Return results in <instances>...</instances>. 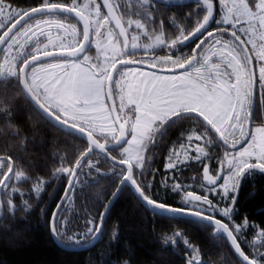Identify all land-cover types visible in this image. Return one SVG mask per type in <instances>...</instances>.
I'll return each mask as SVG.
<instances>
[{
	"label": "snow or ice",
	"instance_id": "1",
	"mask_svg": "<svg viewBox=\"0 0 264 264\" xmlns=\"http://www.w3.org/2000/svg\"><path fill=\"white\" fill-rule=\"evenodd\" d=\"M157 4L167 7L171 0H125L123 12L120 3L103 0L106 13L96 0H41L27 10L0 0V89L10 84L50 120L79 134L84 146L71 164L66 166L62 159L53 173L68 176V188L79 183L77 169L83 167L111 175L116 192L132 188L154 215L170 212L204 221L229 242L240 264H264V228L251 224L247 216L240 223L233 219L242 180L264 173V0H196L198 11L187 14V27L170 18L176 35L167 38ZM71 14L82 27L68 23ZM193 38L197 42L185 54L178 46ZM93 47L95 56L89 54ZM139 49L150 58L134 59ZM156 49L167 51L159 55ZM134 64L167 74L127 67ZM7 109V99L0 98V113ZM181 120L196 121L204 129L187 134L188 148L193 140L201 143L195 144L194 157L183 144L173 149L166 167L200 161L206 182L202 187L218 193L226 202L222 207L178 183L172 190L183 192L184 204L191 207H174L154 199L150 184L140 181L149 147L162 142ZM213 145L223 154L217 159L219 167L210 172L205 161L216 158L209 153ZM101 155L111 162L110 172L96 167ZM14 163L11 156H0V215L31 210L20 186L31 178ZM45 183L43 177L31 180L37 198ZM103 218L102 213L97 221L89 220L82 235H68L66 222L53 213L50 230L56 238L66 236L80 244L100 235ZM249 228L253 240L244 241L246 251L240 236ZM178 237L192 249L186 264H203L200 250L182 233L165 241L174 244Z\"/></svg>",
	"mask_w": 264,
	"mask_h": 264
},
{
	"label": "trees",
	"instance_id": "2",
	"mask_svg": "<svg viewBox=\"0 0 264 264\" xmlns=\"http://www.w3.org/2000/svg\"><path fill=\"white\" fill-rule=\"evenodd\" d=\"M50 2L71 4L72 0ZM7 3L14 8L27 10L39 5L41 0H7ZM195 3L191 0L181 6L167 7L157 4L159 17L164 20L168 34L173 31L170 18L188 26L187 14L196 10ZM185 44L188 45L187 42ZM94 50L92 48L90 53ZM141 54L144 53H138L139 56L134 59L145 58L140 57ZM0 98L8 101L7 113H0V156H11L15 162L14 168H23L31 180L43 177L46 181L39 198L31 192V180L22 183L21 190L24 199L31 204V210L17 211L14 215L4 214L0 220V264H186L185 257L188 259L192 254L190 247L179 244L174 248L172 241H165L166 236H172L175 232L182 233L191 245L200 250L203 264H240L227 240L212 236V228L192 219L154 215L139 202L130 188H122L118 200L104 220L96 244L80 251L63 247L55 240L50 221L64 195L69 177L62 174L54 176L53 173L61 166L62 159L66 166L71 164L84 142L52 125L10 84L6 89H0ZM198 128L202 126L196 121L181 120L168 130L162 142L149 147L145 154V176L140 177V181L150 184L149 193L154 199L174 207H188L182 201L183 192L173 191L172 185L178 183L187 190H195L196 194L199 193L197 188L204 185L202 163L187 164L174 170L171 175L165 169L171 147L178 145L191 129ZM221 152L215 145L209 149V153H214L216 157ZM205 163L210 170L218 167L217 163ZM96 167L110 172L111 162H105L101 155ZM78 179L79 183L72 188L57 218L66 222L68 235L85 233L87 222L97 221L117 193V185L111 175L102 176L83 167L78 172ZM14 202L19 208L21 199L18 195ZM236 209L233 216L236 223L247 216L251 224L264 228V173L255 172L242 180ZM217 218L224 219L219 215ZM252 239L251 228L240 236L246 251L249 246L244 241ZM59 240L69 247H82L93 239H84L80 244L69 241L66 236H61ZM180 242L182 240L176 238L175 243Z\"/></svg>",
	"mask_w": 264,
	"mask_h": 264
},
{
	"label": "water",
	"instance_id": "3",
	"mask_svg": "<svg viewBox=\"0 0 264 264\" xmlns=\"http://www.w3.org/2000/svg\"><path fill=\"white\" fill-rule=\"evenodd\" d=\"M191 0H171V4L169 5V6H175V5H182V4H185V3H188V2H190ZM194 1H196V0H194ZM99 3L101 4V7H102V9L104 10V12L106 13V9H104L103 8V0H99ZM163 5V4H162ZM64 15H69V14H64ZM71 19H74L75 21H77L75 18H74V14H71V17H70ZM21 23H23V21L21 22ZM81 27H82V25H80ZM211 26V25H210ZM17 27H19V25L17 26ZM118 31V30H117ZM131 66H133V67H140V68H144V69H148V70H151V71H155V72H159V73H163V72H161L159 69H151V68H149L146 64H134V65H130V67ZM119 67H125V66H119L118 65V68ZM127 67H129V66H127ZM164 74H167V73H164ZM114 76H115V74H114ZM29 101V100H28ZM30 102V101H29ZM108 103L110 104L111 103V101H108ZM32 104V103H31ZM33 105V104H32ZM33 107L47 120V121H49L52 125H54L56 128H58L59 130H61V131H63V132H65V133H71L72 135H75V136H77V137H79V134L78 133H75V132H73L72 130H70V129H68L67 127H63V126H61L60 124H58L57 122H55L54 120H50L47 116H45L39 109H37L34 105H33ZM243 145H238V147H242ZM79 170L80 169H77V172H79ZM203 183H204V185H206V182L205 181H203ZM128 188H130V187H128ZM131 190H132V192H133V189L132 188H130ZM71 190L72 189H70V188H68V185H67V187H66V190H65V192H64V195H63V197H62V199H61V201L59 202V204H58V206H57V208L55 209V214H56V217L58 218V215H59V213H60V210L62 209V207H63V205L65 204V202H66V200L68 199V197H69V195H70V193H71ZM122 190V189H121ZM121 190L119 191V192H117L116 193V195L113 197V199H112V201L110 202V204H109V206L107 207V209H106V211L104 212V214H103V216H104V218H103V224H104V220H105V218L107 217V215H108V213H109V211L111 210V208L113 207V205L115 204V202L118 200V198H119V196H120V192H121ZM68 193V195L66 196L65 195V193ZM134 193V192H133ZM134 195H135V197L139 200V202L144 206V207H146L149 211H151V212H153V210L150 208V206H148L146 203H144V202H142L139 198H138V196L134 193ZM158 215H166V216H172V217H176V218H182V219H192V220H194V221H197V222H200V223H203V224H206V222H204V221H198V220H196V218H194V217H192V216H190V215H176V214H173V213H170V212H159L158 213ZM3 216H4V214L3 215H0V220L3 218ZM101 231H102V228H101ZM100 235H101V233H100ZM100 235L97 237V238H95V239H93L92 241H91V243L90 244H88V245H85V246H82V247H69V246H66V245H63L61 242H60V240H59V238H56V237H54L55 238V240L59 243V244H61L63 247H65L66 249H68V250H74V251H80V250H84V249H87V248H89V247H91V246H93L94 244H96V242L99 240V238H100ZM212 236L213 237H215V238H219V237H223V236H221L220 234H217V233H215L214 232V230H213V233H212ZM228 242V241H227ZM229 243V242H228ZM232 249V248H231ZM232 251H233V253H234V250L232 249ZM235 254V253H234ZM235 256H236V254H235ZM237 257V256H236Z\"/></svg>",
	"mask_w": 264,
	"mask_h": 264
},
{
	"label": "rangeland",
	"instance_id": "4",
	"mask_svg": "<svg viewBox=\"0 0 264 264\" xmlns=\"http://www.w3.org/2000/svg\"><path fill=\"white\" fill-rule=\"evenodd\" d=\"M77 2H78V3H81L82 0H77ZM113 2H118V3H120V4H121V9H120V11H121V12L125 11V7H124V5H125V0H113ZM96 3H99V1L96 0ZM99 4H100V3H99ZM12 8H13V9H17V8H14V7H12ZM133 10H135V9H133ZM101 11L104 12L103 9H102V7H101ZM104 13H105V12H104ZM6 15H7V13H6ZM68 23H77V21H69V20H68ZM77 26H78V27H81L80 24H78V23H77ZM51 31L53 32V38L55 39V38H56V32H57V30H56L55 28H53V29H51ZM132 33H133V29H129V34L131 35ZM165 35H166V38H167V37H170V36H175V35H176V32L173 30V31L171 32V34H168V33L165 31ZM120 39H121V38H120ZM145 39H146V38L142 36V37H141V43H143V42L145 41ZM58 43H59V41H58ZM93 49H95V48L93 47ZM158 50H160V49H156L155 51H158ZM166 51H167V50L165 49L164 52H166ZM137 52H138V53H141V52H143V49H139V50H137ZM143 53H144V52H143ZM89 54L92 55V56H95V50H94L92 53H89ZM254 62H255V61H254ZM129 67H130V66H129ZM131 67H132V68L139 69L140 71H143V72H150V71H151V70L144 69V68H140V67H133V66H131ZM151 72H155V71H151ZM156 73H157V74H161V75L164 74V73H159V72H156ZM118 103H119V101H118V99H117V104H118ZM191 131H195V132H197V133H202V132L204 131V129H203V128H201V129H199V128H198V129H191ZM188 133H189V132H188ZM188 133H187V134H188ZM187 134L184 135L183 140H182L178 145L172 146L171 149H170V151H169V154H168L167 159H166V164H165V169H166V171H169V175H171V173H172L174 170H178V169L182 168L183 166H186L187 164L194 163V162L201 163L200 161H197V160H194V159H188L185 163L178 164L177 167L174 168V169H168V168L166 167V165L169 163L168 157H169L170 153L172 152L173 149H177V150H179L181 144L185 145V147H186L187 150H188V155H189V156L194 157V156L197 155V153H196L193 149H194L195 144H197V143H201V142H200V141H195V140H193V141H192V148H188ZM210 154H212V153H210ZM222 154H223V153L221 152L220 155H217L216 158L212 159L211 161H208V163H212V165H214L215 163H217V159L220 158V157L222 156ZM180 158H181V159L184 158V153H183L182 151H181ZM217 164H218V163H217ZM218 167H219V165H218ZM212 170H213V169H212ZM257 172H258V171H257ZM164 183L166 184L165 180H164ZM197 189H198L197 192H199V193H197V194H196V191L193 190V191H195L194 194H196V195H201V196H203V195H207L208 198H209L210 200H212L214 203H219L221 207L224 206V204L226 203L225 201H221V200H220V197H219L218 193H212V192H209V191L206 190V188L202 187V185H200ZM201 192H203V193H201ZM183 197H184V193L182 194V197H181V198H182V201H184V200H183ZM187 206H191V205H188V204H187ZM252 240H253V239H252ZM190 250L192 251L191 248H190Z\"/></svg>",
	"mask_w": 264,
	"mask_h": 264
},
{
	"label": "flooded vegetation",
	"instance_id": "5",
	"mask_svg": "<svg viewBox=\"0 0 264 264\" xmlns=\"http://www.w3.org/2000/svg\"><path fill=\"white\" fill-rule=\"evenodd\" d=\"M69 21H74V20L69 19ZM195 42H197V40H196V38H193L192 40H190V41L187 42L188 45L185 44V46L180 45L178 47L181 48L185 54H187V53H190L191 52V49L194 47ZM164 50L165 49H160V50L156 51V53L159 54V55H163L165 53ZM137 56H139V55H137ZM140 57H145V59H149L150 58L146 54H141ZM0 170L3 171V169H0ZM209 171L212 172V170H210V169H209ZM188 207H191V206H188ZM179 244H184V243L180 242V243H174L172 245L174 246V248H176V247H179ZM184 248L186 249V247H184ZM185 254L186 253H184V256H185ZM189 257H191V256L189 255ZM188 259L185 257L186 262H187Z\"/></svg>",
	"mask_w": 264,
	"mask_h": 264
}]
</instances>
